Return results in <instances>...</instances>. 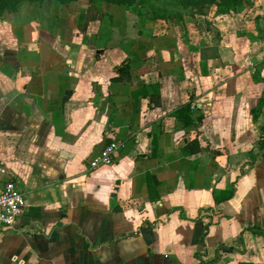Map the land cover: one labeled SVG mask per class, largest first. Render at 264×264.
<instances>
[{"label":"crops","instance_id":"1","mask_svg":"<svg viewBox=\"0 0 264 264\" xmlns=\"http://www.w3.org/2000/svg\"><path fill=\"white\" fill-rule=\"evenodd\" d=\"M136 25L115 27L106 49L77 40L92 25L72 43L49 31L47 48L25 35L0 44L1 182L25 196L0 229V264L264 260V0L181 25L157 20L149 44L131 43ZM54 53L69 69L62 94ZM127 59L137 83L113 81ZM191 100L208 149L187 155L196 128L176 111ZM114 139L125 146L113 164L91 168Z\"/></svg>","mask_w":264,"mask_h":264},{"label":"trees","instance_id":"2","mask_svg":"<svg viewBox=\"0 0 264 264\" xmlns=\"http://www.w3.org/2000/svg\"><path fill=\"white\" fill-rule=\"evenodd\" d=\"M28 0H5L6 5L10 11H18L21 5ZM33 2L42 0H31ZM82 0H49L51 8L55 13L65 16L63 21L50 20L48 22V29L52 36H60L64 43H72L74 36L78 34H86L90 26L98 21L100 23L99 29L96 32V39L94 42L99 48H107L108 42L111 40L115 27L120 29L121 34H126V27L128 22V12H133L138 17V27L140 38L132 40L131 43L135 46L137 44H149L154 42L155 37L152 35L155 22L158 20V15L150 14L143 9L147 0H87L84 6ZM255 0H182L187 14L191 16H209L211 14L219 15L229 13L231 11L242 10L246 5H252ZM40 6V3H37ZM32 10V9H31ZM35 18L38 16V10H32ZM32 13V15H33ZM66 13V15H65ZM47 15H43L46 18ZM185 16V14H184ZM34 17V16H33ZM48 18V17H47ZM46 18V20H47ZM48 21V20H47ZM77 30V31H76ZM153 36V37H152ZM57 60L53 67L60 76V93L69 87V69L63 56L58 53L53 55ZM118 75L113 77V81L123 83H137L139 72L137 65L133 59H127L117 67ZM152 100L159 102L154 94H151ZM192 100L185 105L178 108L177 116L185 123V125L196 128V136L189 140L184 146V152L187 155H194L204 152L208 147H204L200 142L201 130L200 126L203 123L204 115L201 114L195 121L192 116ZM260 108L254 109V118L258 117ZM196 122V123H195ZM234 195V189H224L215 194L216 204H220ZM210 223L205 226L206 231L200 238V242L205 244V237L208 232ZM228 250H233V247H225ZM218 261V257L209 261H204L202 264H214ZM232 264H264L262 261H246L241 260Z\"/></svg>","mask_w":264,"mask_h":264},{"label":"rangeland","instance_id":"3","mask_svg":"<svg viewBox=\"0 0 264 264\" xmlns=\"http://www.w3.org/2000/svg\"><path fill=\"white\" fill-rule=\"evenodd\" d=\"M86 1L87 0L81 1L84 6L86 5ZM37 3H40V6H38ZM31 9L39 11L36 18L34 13L31 12ZM143 9L150 14L158 15V22L160 24L167 22L172 25H181L187 19L200 16H191L187 14L182 0H147ZM43 15H47L46 18L48 17V21ZM64 17H61L60 14L53 11L49 0L36 2L28 0L21 5L18 11L14 12L8 9L5 0H0V44L13 43L20 35H25L28 37L29 41L42 43L45 48H47L48 45L52 46L54 39L49 34L48 22L50 23L51 19L63 21L65 19ZM128 21H130L131 26H135L137 24V15L133 12H128ZM100 23H103V20L94 22L91 31H95ZM95 37L96 32L80 35L77 40L87 42L91 39L94 41L96 39Z\"/></svg>","mask_w":264,"mask_h":264},{"label":"built area","instance_id":"4","mask_svg":"<svg viewBox=\"0 0 264 264\" xmlns=\"http://www.w3.org/2000/svg\"><path fill=\"white\" fill-rule=\"evenodd\" d=\"M254 72L257 71L253 62ZM196 108V105L192 106ZM125 146L123 139H114L105 145L100 153L90 162L91 168L101 165H112L117 153ZM4 172V164L0 161V229L12 226L16 218L25 207V196L15 181L1 182V175Z\"/></svg>","mask_w":264,"mask_h":264}]
</instances>
